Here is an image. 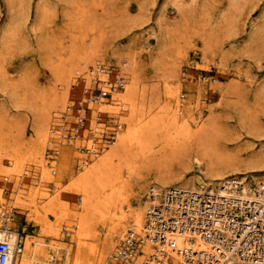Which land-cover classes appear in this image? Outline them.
Listing matches in <instances>:
<instances>
[{"label":"rangeland","instance_id":"rangeland-1","mask_svg":"<svg viewBox=\"0 0 264 264\" xmlns=\"http://www.w3.org/2000/svg\"><path fill=\"white\" fill-rule=\"evenodd\" d=\"M37 3L47 8L46 16L39 23L34 15ZM140 6L143 8L139 9ZM10 18L22 21L17 30L4 33L2 29ZM95 39L102 51L100 65L114 72L123 61L114 58V51L134 54L138 76L148 87L155 86L158 110L167 101L166 87L179 88L177 97L179 100L180 96L184 97L180 100L181 116L192 112L191 102L196 100L203 117L209 114V108L219 116L217 140L221 145L238 150L242 159L264 147V0H241L235 6L227 0H23L20 5L17 1L8 5L6 0H0V107L9 109L7 114H0L3 125L0 134H6L4 125L14 124L9 129L13 140L29 144L28 164L36 152L43 151L48 161L65 165L62 180L42 183L41 189L47 195L54 194L53 186H65L67 178L81 172L78 161L82 162L84 156L63 145L58 161L53 147L42 149L36 145L32 122L27 117L24 120V108H10L11 96L14 92L19 97H28L48 91L55 85L58 71L62 74L84 72L83 65L69 64L67 60L72 51ZM172 63L178 66L177 74L166 77ZM232 84L239 87L238 94L231 93ZM80 85L77 79L67 96L68 104L74 103L81 94ZM64 154L68 160L71 157L69 162L63 158ZM7 159H2L3 165ZM142 163L136 161V169L129 176L121 168L120 174L127 184L125 200L131 208L147 201L146 184L157 175L182 170L181 165L169 160L158 159V165ZM33 173L19 185L25 195L39 187L40 177ZM186 173L187 177L197 174L196 165H190ZM246 177L252 180L250 174ZM2 179L1 208L5 217L0 228L7 226L16 232L21 244L26 239L33 246L38 243V253L33 258L36 264H72L77 243L75 221L70 218L53 228L34 224L27 209L12 204L17 188L12 180L16 178L5 186ZM62 194L71 208L77 207L83 197L71 190ZM6 217L8 222L4 220ZM48 218L54 222L53 217ZM103 229L96 224L89 236L79 237V264H103L112 252L106 249ZM91 245L99 255L103 254L101 262L90 253Z\"/></svg>","mask_w":264,"mask_h":264},{"label":"bare ground","instance_id":"bare-ground-1","mask_svg":"<svg viewBox=\"0 0 264 264\" xmlns=\"http://www.w3.org/2000/svg\"><path fill=\"white\" fill-rule=\"evenodd\" d=\"M12 1H17L20 5L23 0H6L8 5ZM239 1L241 0H227L231 6H235ZM40 3L36 4L34 14L38 23L46 16L47 12L46 5ZM141 8L143 7L140 6L139 9ZM20 21H22L20 18L8 19L2 32L7 33L11 29L17 30ZM101 52L99 42L95 39L86 46L69 53L67 62L73 65H83L81 70H85L84 72L69 71L62 74L58 71L55 85L48 91L28 97H23V95L19 97L14 92L11 96L12 105L10 108H24V120L27 117L32 122L35 144L42 149L44 147L46 149L47 146L53 147V151L58 155L55 157L58 161L61 160V147L65 143L54 135L53 126L62 119H68L66 117V109L69 107L67 96L77 79L81 81V94L77 96L76 106H80L81 112H88L86 132L90 130L95 132L103 126L102 122L97 121L99 114L112 115L117 118L118 126L115 128L114 141L96 146L94 141L97 140V137L87 139L84 145L90 155L85 156V160L81 159L83 160L79 167L81 172L67 178L65 186H53V195L43 192L41 189L43 182L55 183L62 180L61 174L65 172V165H59L57 161H48L43 151L36 152L35 157L28 164L29 158L26 154L30 153L29 144H23L19 139L16 142L13 140L12 131L9 129L14 128V124H8V127L4 125L7 128L6 134H0V177H3V185L8 184L12 178H16L12 180L17 183V188L14 189L15 195L12 198L14 207L27 209L29 219L40 227L53 228L54 225L60 227L61 222L70 218L75 221L73 226L77 232V243L72 264H79L78 259L81 251L79 237L89 236L96 224H100L102 229L104 228L106 249L112 251L108 257L119 251L125 239L124 232L126 235L134 232L136 235L144 237L147 232L145 222L149 205L155 204L157 200L159 202V197L171 187L198 191L207 190L210 193L216 192L224 196L231 188V180L238 179L239 182H243L245 178L247 179L246 175L250 174L252 180L244 184L243 197L254 199V196L249 195L245 188L249 187V184L258 185L264 181V147L242 159L238 150H229L227 146L221 145L217 140L219 139V116L209 108V114L203 117L202 108L200 109L198 106L197 100L191 102L192 112L187 111L185 117L181 116L182 103L177 97L179 88L165 86L164 94L167 101L158 110L159 102L158 96L155 94V86L148 87L140 79L135 71L134 54L130 52L125 54L119 50L113 52L115 59H123L121 67H119L124 78L122 89L113 91L109 101L100 100L98 105H94L90 101L87 105L82 89H87L96 72L95 80L101 81L104 87L107 85L106 77L102 75L101 71L100 61L103 60ZM167 69L169 74L165 76L173 78L177 74L178 66L172 63ZM117 78L113 75L109 80L112 82ZM238 89L237 85H230L231 93L238 94ZM223 95L225 94L222 93ZM8 111L9 109L4 105L0 107V114H7ZM2 128L3 125L0 124V133ZM86 132L82 131L79 137L83 136L84 140ZM76 142L73 143L75 148L81 144V142ZM158 145H160L159 149ZM96 147L99 148L98 151V148L94 150ZM31 151L33 150L31 149ZM67 157V154L63 155L66 161ZM3 158H8L6 165L2 164ZM158 159L177 162L182 166V170L167 172L159 177L157 175L154 181L146 184L148 187L147 201H142L136 207L131 208L125 200L127 184L120 174L121 168H124L129 176L136 169L134 166L136 161L140 160L143 165L152 162H156L155 164L158 165ZM63 163L66 162L63 161ZM190 165H196L198 173L187 177L186 171L190 169ZM31 173L40 177L38 179L39 187L25 195L20 191L21 186L19 185L22 180H27ZM2 190L0 188V223L5 217L1 208ZM69 190L83 196L77 207L71 208L63 198L65 195L62 193ZM250 190L252 191L251 188ZM150 196H153L152 199L149 198ZM124 203L125 205H123ZM50 216L54 218V222L49 220ZM4 220L8 222L7 217ZM43 233H45L44 229ZM171 239L174 250L199 252L204 248L198 239L193 244L189 242L186 235H175ZM0 241L7 242L11 248L10 264H36L33 258L38 253L36 246L38 243H33V246L31 241L26 239L21 244L16 232L10 231L7 226L0 228ZM90 247V253L96 258L95 260L101 262L103 254L99 255L97 250L93 249L94 246ZM166 249L169 250V248ZM143 252L145 255L152 253L148 243H144ZM171 256L172 264H184L181 256L175 251L171 253ZM107 259L103 264H107ZM141 260L142 258H139L136 262Z\"/></svg>","mask_w":264,"mask_h":264},{"label":"built area","instance_id":"built-area-1","mask_svg":"<svg viewBox=\"0 0 264 264\" xmlns=\"http://www.w3.org/2000/svg\"><path fill=\"white\" fill-rule=\"evenodd\" d=\"M101 71L107 85L104 87L101 81L95 80L96 72L87 89H82L87 105L90 101L94 105L100 100L109 101L113 91L122 89L124 78L120 68L114 72L101 65ZM113 75L118 78L111 82L109 78ZM183 99L180 96V100ZM76 104L77 101L69 104L66 109L68 119L54 125L53 131L76 154L85 157L90 155L84 145L87 139L97 137L96 146L114 141L118 120L99 114L97 121L103 126L95 132H86L88 112H81ZM82 131L87 133L85 141L83 136L79 137ZM76 141L81 144L74 148ZM78 162L81 164L80 160ZM246 182H249L246 178L243 182L231 180V188L224 196L207 190L169 188L159 197V202L157 200L148 207L146 235L127 233L119 251L108 257L107 264H172L171 253L174 251L184 264H264V181L245 188L254 199L243 197ZM175 235H186L192 244L198 239L204 248L199 252L174 250L171 238ZM144 243L149 244L152 253L144 254ZM10 249L7 242L0 241V264H10ZM139 258L142 260L136 262Z\"/></svg>","mask_w":264,"mask_h":264}]
</instances>
